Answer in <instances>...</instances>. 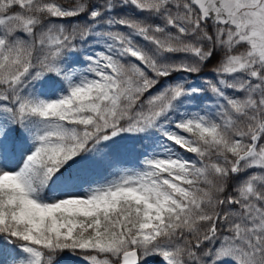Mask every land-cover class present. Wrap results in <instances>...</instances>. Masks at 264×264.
I'll return each instance as SVG.
<instances>
[{"label": "snow or ice", "instance_id": "6c2138e0", "mask_svg": "<svg viewBox=\"0 0 264 264\" xmlns=\"http://www.w3.org/2000/svg\"><path fill=\"white\" fill-rule=\"evenodd\" d=\"M64 252L264 264V0H0V264Z\"/></svg>", "mask_w": 264, "mask_h": 264}, {"label": "rangeland", "instance_id": "374dc122", "mask_svg": "<svg viewBox=\"0 0 264 264\" xmlns=\"http://www.w3.org/2000/svg\"><path fill=\"white\" fill-rule=\"evenodd\" d=\"M124 11L126 10H122L120 14H123ZM59 260L63 261V264H80V261L76 257L71 256L69 253L65 254V256L61 257Z\"/></svg>", "mask_w": 264, "mask_h": 264}, {"label": "trees", "instance_id": "16d2710c", "mask_svg": "<svg viewBox=\"0 0 264 264\" xmlns=\"http://www.w3.org/2000/svg\"><path fill=\"white\" fill-rule=\"evenodd\" d=\"M119 11L122 12V10H119ZM215 62H216V60H215V57H214L213 60L209 61L208 66L204 67L203 71L200 73V76H206V75H208L209 74V69H210L211 65L214 64ZM64 253L59 254L58 257L62 256Z\"/></svg>", "mask_w": 264, "mask_h": 264}]
</instances>
